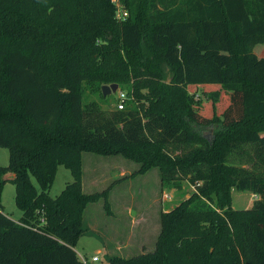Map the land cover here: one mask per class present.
I'll list each match as a JSON object with an SVG mask.
<instances>
[{
	"label": "trees",
	"instance_id": "16d2710c",
	"mask_svg": "<svg viewBox=\"0 0 264 264\" xmlns=\"http://www.w3.org/2000/svg\"><path fill=\"white\" fill-rule=\"evenodd\" d=\"M121 1L123 21L111 0H0V200L13 184L22 212L16 222L0 205V264H81L85 207L103 199L111 213L110 187L82 190L83 152L195 188L161 212L153 251L107 264H264V56L253 50L264 44V0ZM129 81L134 105L84 106V82L102 93ZM182 88L192 95L178 100ZM60 165L73 180L51 196ZM232 189L258 198L231 209Z\"/></svg>",
	"mask_w": 264,
	"mask_h": 264
},
{
	"label": "rangeland",
	"instance_id": "374dc122",
	"mask_svg": "<svg viewBox=\"0 0 264 264\" xmlns=\"http://www.w3.org/2000/svg\"><path fill=\"white\" fill-rule=\"evenodd\" d=\"M261 46L262 44H256L253 48L254 52L259 53ZM162 71L163 74L159 80L171 84L172 75L169 69L166 67H162ZM83 84H84L83 104L86 107L90 106L94 102L97 105V107H100L102 109H113L116 107V105L120 100L119 99L120 92L126 94L124 105H134L135 103L136 97L132 93L133 83L131 81H129L128 83L126 82H122L120 84L116 83L118 84V88L116 92L110 93L105 97L101 96L102 93H100L99 89L96 87L97 86L96 84H92L93 87H90L91 84L90 85L86 84V82H84ZM147 91H148L147 87L142 89L143 93H146ZM199 91L200 90L198 89L196 90V92H194L193 88L190 89V92H194L193 95L195 98L200 97ZM174 92H175V97L178 100H182V98H184L185 96L192 95L188 92H187L188 94L184 92L183 88L174 89ZM208 103L209 102H204L203 109L205 110L206 108L207 110L206 113L210 115L213 112V110L211 104L206 106V104ZM224 103H226V96H223L221 102L218 105H215L216 112L220 110L219 107H222ZM143 104L145 107L146 106L148 107L150 105L148 103V100H146V98ZM213 134H214V129H212L211 127L206 128L205 131H203V135H204L203 137L206 140H210L213 137ZM102 156H108V155H102ZM121 158L123 157L121 156ZM87 159L86 157L84 158V168L85 166L87 168ZM104 159L112 160L108 158H104ZM7 164H8V150L6 148L0 147V166H6ZM108 164L109 163L102 165L101 170L102 172H105V174L107 173ZM130 169L131 168H129V170ZM156 171H157L156 168H151L148 171H146L147 172L146 176H144L143 178L138 177V179L132 182L133 193L131 197L128 196L126 197L125 196L126 188H122V189H118V191L113 194V198L111 199L115 209L117 208L118 205L119 207L130 206V208L133 210V213L135 212V210H139L141 212L139 215V219H140L139 222L132 221V223L130 224L127 217L119 216V215H118L119 217L109 216L104 210L101 200L97 202L100 204L95 205L96 204L95 202L92 203L93 206L89 205L86 208V212L84 213V218H83V222H84L83 226L85 229L83 231V234L79 238L75 248L80 255L90 259L92 254L97 249H102L101 242H99L100 239L98 238V234L92 232L88 227L94 221V219L98 223L101 224L105 223L108 227H114L115 229H117L118 234L117 233L114 234V236H116L115 238L117 239L119 238L118 236H122L124 238V236L128 235L126 239L130 244L127 246L128 243L127 242L125 246L128 249V251H126V255L128 256L136 255V250L133 249H135L134 247L137 246V242L142 243V245L143 244L145 245V249H144L145 252H148L149 249H152L153 247L155 248L156 239L158 237L157 226H160L161 229V224H160L161 212H164L165 210H168L172 208L174 205L178 204L180 201L189 198L192 195V193L195 191V188L191 184H189L187 180L180 181V185H181L180 188L170 187L167 184H163L161 180L159 183L156 179V175H157ZM113 175H115V173H112L111 176ZM72 180L73 178L71 176L70 171L62 165L58 166L56 175L49 189V194L51 196H56L64 188L66 183ZM107 180L109 182L110 177H105L104 180L100 181L101 185L105 186L107 184L106 183ZM115 182H113L112 184H108L107 186L111 188V186L115 184ZM14 195H15L14 185L11 183H6L0 201H1V208L13 218H17L18 214L20 213L19 212L20 210L15 205ZM256 199L257 197L251 194V192L236 191L232 189L230 207L231 209L247 208L248 206H252L253 202ZM116 211H118L119 213V210L116 209ZM129 227H130L129 231L126 232L127 229L125 228H129ZM97 241L99 242V244ZM103 252L104 253L100 251L98 253L100 259L99 264H107L108 262L109 255H107L105 251ZM113 254H118V252Z\"/></svg>",
	"mask_w": 264,
	"mask_h": 264
},
{
	"label": "crops",
	"instance_id": "0c3cea01",
	"mask_svg": "<svg viewBox=\"0 0 264 264\" xmlns=\"http://www.w3.org/2000/svg\"><path fill=\"white\" fill-rule=\"evenodd\" d=\"M256 55L260 56V57L264 56V44H262V46L260 48V52L256 53ZM96 155H98V154H94V153H90V152H83L82 155H81V164H82V166H81L82 167L81 168L82 169L81 184H82V190L85 193H92V192H96V191H101V190L107 188L108 184H112L113 182L116 181L115 184H113L111 186V188L109 190V193H108V201H109V204H110L111 213L110 214H108L107 212L106 213L109 216H113V217L114 216H118V215L127 217L130 224L132 223V221L133 222H139L140 221L139 215L141 213L139 210H135V212L133 213V210L130 208V206H128V207H126V206L119 207L117 205L116 209L119 210V213H118V211H116V209L114 207V204L112 203L111 199L113 198V194L115 192H117L118 189H122V188H126L125 189L126 190L125 191V196L126 197L127 196L131 197L132 193H133L132 182L134 180L138 179V177L143 178L144 176H146L147 172L143 173V174H140L141 176L139 174H137L136 176L132 175V173H135L139 169L138 163L134 162L132 160H129L127 158H124L123 156H122L123 158H121V155H110V156L109 155L108 156H102V155L96 156ZM85 157H86V159L88 158L87 159V168H86V166L84 168V158ZM104 158H108V159H112V160H107V159H104ZM107 163H109V164H108V167H107V173L105 174V172H102L101 169H102V165L107 164ZM129 168H131V169L129 170ZM156 170H157L156 171V174H157L156 175V179L160 183V180H161L160 173H159L158 169H156ZM112 173H115V175L111 176ZM105 177H110V181L108 182V180H107V182H106L107 184L105 186H102L100 181L104 180ZM125 186H127V187H125ZM2 193H3V191H2ZM251 194H253V193H251ZM253 195L258 198V196L256 194H253ZM100 200L102 201V205H103V199H100ZM97 202H96L95 205L100 204V203H97ZM0 205H1V201H0ZM89 205H92V203H89L85 207V209L83 211V215H82L83 231L85 229L84 226H83V224H84V222H83L84 213L86 212V208ZM248 207H250V206H248ZM2 211L4 213H6L3 209H2ZM19 212L20 213L18 214L17 218H13L9 214H7V213L6 214L10 218H12L16 222H18L20 220L21 216H22V212L21 211H19ZM88 227L90 228V230L92 232L98 234V238L100 239L99 242H101V245H102V249H97L92 255L98 254L100 251L102 253H104L103 251H105L106 254L109 255L108 258L113 257V256H118V257L127 259V258H130V257L134 256V255H130V256L126 255V251H128V249L125 246H126V243L128 242V240L126 239L128 237V235L124 236V238L122 236H118L119 238L117 239V238H115L116 236H114V234H116V233L118 234V230L117 229H115L114 227H108L105 223H102V224L98 223V222H96L95 219ZM125 229H127L126 232H128L130 227L129 228H125ZM83 231H82L81 235L83 234ZM124 232H125V230H124ZM159 233H160V226H157V236L159 235ZM81 235H80V237H81ZM99 242H98V244H99ZM131 243H132V240H131ZM129 244L130 243L128 242L127 246ZM76 245L74 246V250L76 251L77 256L80 257L82 255H80L77 252V250L75 249ZM134 248L135 249H133V250H136V255L138 253L139 254L147 253V252L144 251L145 245L144 244L142 245V243L137 242V246L134 247ZM153 250H154V247L152 249H149L148 252H151ZM116 252H118V254H113V253H116Z\"/></svg>",
	"mask_w": 264,
	"mask_h": 264
},
{
	"label": "built area",
	"instance_id": "2783aa9c",
	"mask_svg": "<svg viewBox=\"0 0 264 264\" xmlns=\"http://www.w3.org/2000/svg\"><path fill=\"white\" fill-rule=\"evenodd\" d=\"M111 2L115 6V14H116L115 17L120 21L125 20L126 17L128 16V12L124 8L122 1L121 0H111ZM119 99L120 100H119L118 104L116 105V107H117V109H123L124 102L126 99V94L123 92H120L119 93ZM41 220H43V219H41ZM79 260H80L81 264H99V262H100L98 254L92 255L90 257V259H88L84 256H80Z\"/></svg>",
	"mask_w": 264,
	"mask_h": 264
},
{
	"label": "water",
	"instance_id": "95a60500",
	"mask_svg": "<svg viewBox=\"0 0 264 264\" xmlns=\"http://www.w3.org/2000/svg\"><path fill=\"white\" fill-rule=\"evenodd\" d=\"M118 88V84L110 83L101 85V92L103 96H106L110 93H115Z\"/></svg>",
	"mask_w": 264,
	"mask_h": 264
}]
</instances>
